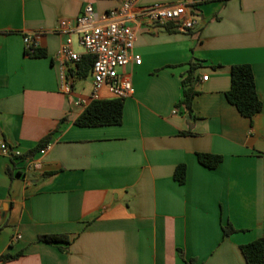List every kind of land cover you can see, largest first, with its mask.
Returning <instances> with one entry per match:
<instances>
[{
  "label": "crops",
  "instance_id": "obj_1",
  "mask_svg": "<svg viewBox=\"0 0 264 264\" xmlns=\"http://www.w3.org/2000/svg\"><path fill=\"white\" fill-rule=\"evenodd\" d=\"M123 1L0 0V144L21 154H0V257L22 254L5 264H247L241 247L264 237V0L199 3L198 23L185 33L173 22L136 25L142 62L119 71L134 88L123 123L79 127L93 75L80 77L78 64L58 60L60 23L75 21L87 4L101 14ZM189 1L139 0L135 10ZM35 33L43 57L27 54L25 37ZM191 64L200 67L188 116L179 104ZM236 65L254 73L262 110L252 119L226 97ZM99 97L114 99L107 87ZM50 134L45 154L33 156L40 169L27 168V155ZM198 154L222 162L208 169ZM181 165L184 184L174 179ZM228 225L235 232L225 236ZM52 235L71 242H38Z\"/></svg>",
  "mask_w": 264,
  "mask_h": 264
},
{
  "label": "built area",
  "instance_id": "obj_2",
  "mask_svg": "<svg viewBox=\"0 0 264 264\" xmlns=\"http://www.w3.org/2000/svg\"><path fill=\"white\" fill-rule=\"evenodd\" d=\"M139 0H124L121 5L110 11L98 14L91 4H87L81 15L75 21L64 20L60 23L58 33L65 36L58 60L62 63L78 64L82 60L81 54L73 50V35H77L79 46L85 56L93 57L91 72L93 75L94 91L92 101L100 100L99 91L107 87L113 98L127 99L134 95L132 80L121 75L119 71L129 65H141V57L135 55L136 25L142 22L176 24L180 32L193 30L198 21L195 7L201 0H191L176 5L153 4L135 10ZM41 33L25 37L26 51L34 53L41 46ZM204 81L207 77L203 78ZM63 91L71 92L68 84H63ZM80 104V102H79ZM47 147L40 151L45 154ZM0 154L16 159L21 157L20 152L6 143L0 144ZM27 168L40 169L41 163L30 158ZM17 235L14 240H19Z\"/></svg>",
  "mask_w": 264,
  "mask_h": 264
},
{
  "label": "trees",
  "instance_id": "obj_3",
  "mask_svg": "<svg viewBox=\"0 0 264 264\" xmlns=\"http://www.w3.org/2000/svg\"><path fill=\"white\" fill-rule=\"evenodd\" d=\"M227 2L228 0H201L200 5L210 2ZM29 54V52H27ZM33 57H43L45 54L42 49H36L34 53H30ZM93 57L83 56L80 63H78V74L80 77H86L88 71L91 70L93 64ZM199 65L191 64L186 74V77L182 80L183 99L179 106L184 107L188 116H192V104L195 96L197 95L195 75L199 69ZM228 102L235 106L241 116L252 119L259 114L262 110V103L259 99L255 77L251 66L249 65H236L231 70V87L226 93ZM123 99H109V100H96L92 101L84 110V112L76 120V125L82 128L91 127H104V126H118L123 123ZM183 135L190 133L183 132ZM52 134L46 136L40 141L38 146L33 150L28 158H33L35 153L43 150L51 141ZM199 163L208 168L215 169L222 162L221 156L198 154ZM9 175L12 172L8 170ZM186 178V167L184 165L178 166L174 173V179L179 184H184ZM225 236H228L235 232L230 226L223 228ZM38 242L50 244V245H62L70 244L68 236L65 235H52V236H40ZM241 252L245 258L247 264H264V237L258 239L250 244L241 247ZM22 254L18 255H4L0 257V264H5L10 261L18 259Z\"/></svg>",
  "mask_w": 264,
  "mask_h": 264
}]
</instances>
